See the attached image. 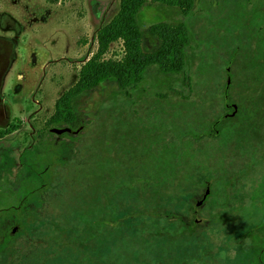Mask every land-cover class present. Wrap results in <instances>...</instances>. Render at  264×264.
I'll use <instances>...</instances> for the list:
<instances>
[{"label":"rangeland","instance_id":"rangeland-1","mask_svg":"<svg viewBox=\"0 0 264 264\" xmlns=\"http://www.w3.org/2000/svg\"><path fill=\"white\" fill-rule=\"evenodd\" d=\"M119 10L0 0V264H264V0H195L186 16L147 0L144 49L150 25L184 23L188 80L151 65L58 110ZM121 56L120 41L103 55ZM162 211L194 233L147 251L103 231ZM87 220L99 234L79 235Z\"/></svg>","mask_w":264,"mask_h":264},{"label":"trees","instance_id":"trees-1","mask_svg":"<svg viewBox=\"0 0 264 264\" xmlns=\"http://www.w3.org/2000/svg\"><path fill=\"white\" fill-rule=\"evenodd\" d=\"M146 2L147 0H120L119 12L99 29L97 51L81 67L76 85L57 102L58 110L60 105L67 103L69 106L75 97L109 78L115 79L120 89H129L141 83L146 69L151 65L158 66L164 73H181L188 80L186 70L190 37L184 23L158 22L150 25L148 31L158 39L159 44L153 51L144 49L139 13ZM153 2L178 9L184 16L192 12L195 4V0H153ZM115 41H120L122 44V56L118 59H105L103 55L109 45ZM59 113L57 111L53 122L59 121ZM3 134L0 131V138ZM164 212L162 211L158 217L148 216V219L143 222L103 227V231L105 230L104 233L111 232L113 235L129 233L131 236H139L143 239L144 248L147 251L164 249L173 240V237H176L178 231L175 230L177 228L181 231L179 232L180 238L185 233H194V223L177 221V225L172 223L170 220L172 217L165 215ZM98 228H102V226L87 220L79 226V235L88 238L94 237L99 234Z\"/></svg>","mask_w":264,"mask_h":264},{"label":"flooded vegetation","instance_id":"flooded-vegetation-1","mask_svg":"<svg viewBox=\"0 0 264 264\" xmlns=\"http://www.w3.org/2000/svg\"><path fill=\"white\" fill-rule=\"evenodd\" d=\"M232 106H233V109L236 110V105L233 104ZM232 114H234V113H232ZM33 190H34V189L32 188L30 191L32 192ZM30 191H29V192H30ZM207 194H208V190H205V193L202 195V197H201L200 199L196 200V204H199V203L201 204V203H202V200H203V199H206V195H207Z\"/></svg>","mask_w":264,"mask_h":264},{"label":"water","instance_id":"water-1","mask_svg":"<svg viewBox=\"0 0 264 264\" xmlns=\"http://www.w3.org/2000/svg\"><path fill=\"white\" fill-rule=\"evenodd\" d=\"M57 132H59V131H57Z\"/></svg>","mask_w":264,"mask_h":264}]
</instances>
